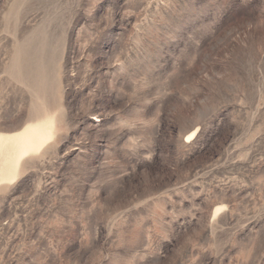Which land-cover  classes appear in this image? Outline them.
<instances>
[{
	"label": "rangeland",
	"instance_id": "374dc122",
	"mask_svg": "<svg viewBox=\"0 0 264 264\" xmlns=\"http://www.w3.org/2000/svg\"><path fill=\"white\" fill-rule=\"evenodd\" d=\"M47 119L0 264H264V0H0V144Z\"/></svg>",
	"mask_w": 264,
	"mask_h": 264
},
{
	"label": "bare ground",
	"instance_id": "6f19581e",
	"mask_svg": "<svg viewBox=\"0 0 264 264\" xmlns=\"http://www.w3.org/2000/svg\"><path fill=\"white\" fill-rule=\"evenodd\" d=\"M53 128L52 119L36 121L25 126L17 135L11 137L8 143L0 144V152L6 154L8 160L7 165L0 169V175H10L3 180H12L20 159L27 154L38 152L51 140Z\"/></svg>",
	"mask_w": 264,
	"mask_h": 264
}]
</instances>
